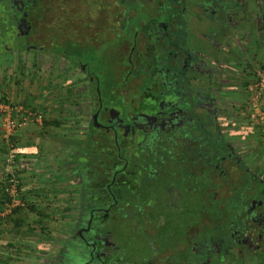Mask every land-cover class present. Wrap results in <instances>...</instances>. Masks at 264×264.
Instances as JSON below:
<instances>
[{
    "label": "flooded vegetation",
    "instance_id": "obj_1",
    "mask_svg": "<svg viewBox=\"0 0 264 264\" xmlns=\"http://www.w3.org/2000/svg\"><path fill=\"white\" fill-rule=\"evenodd\" d=\"M26 1L0 0V54L51 51L79 112L60 161L78 211L40 263L264 264L263 159L248 163L251 151L226 140L216 164L236 130L222 100L237 102L233 75L251 61L253 31L264 43V0H88L99 6L83 35L52 43L30 33ZM247 176L248 214L216 231L203 204Z\"/></svg>",
    "mask_w": 264,
    "mask_h": 264
},
{
    "label": "rangeland",
    "instance_id": "obj_2",
    "mask_svg": "<svg viewBox=\"0 0 264 264\" xmlns=\"http://www.w3.org/2000/svg\"><path fill=\"white\" fill-rule=\"evenodd\" d=\"M73 23L70 24V26L73 27ZM41 30H39L38 34L39 36L45 41L48 42H57V37H52L51 30H47L49 34L44 30L45 23L40 25ZM50 37L48 38V36ZM83 35V33H79V36ZM12 45V44H11ZM53 50L52 48H50ZM52 52H44V53H36V52H22L21 54H15L16 62L12 67H8L6 69H1L0 74L5 73V80L9 78V76L14 77L13 81H17L14 86L18 87V91H20V87L22 85L28 86L29 89H32V91L37 90V92L43 94V90L45 89H54L53 91L60 95V100L58 103H60L58 107H56L54 110L55 117L61 119V123L63 124L62 128L56 129L52 128L48 132V135L51 136L49 139H47L45 142L46 146H42V142H38L35 138L34 142L31 143L32 146L39 143L41 144V149L39 152L32 153L30 150L27 156H29V159L22 158L25 164H28V170L30 177L27 179V182H24L25 185H38L43 188L44 192H47L50 194L49 196H46L45 198H49L46 201V205L50 208V216L53 217L54 220H60V221H67L70 218H72L78 211L77 207L78 203L76 200L75 193L73 191V188L70 187V185H73V181L69 179L68 180H61L59 179V174L63 171H66L68 169L66 168V165H63L62 162H60L63 158L66 157V155L71 151L72 147V141L71 134L72 133V126H73V118L79 114L78 110L75 107V99L69 94V89H67V83L65 74H61L64 70V65L56 66L54 75L49 78L50 69L49 67L54 64V59L52 58ZM13 56L12 54H0V60L6 59L8 57ZM248 59V58H247ZM250 59V58H249ZM233 62V61H232ZM234 63V62H233ZM261 62H256L251 59L250 66H247L245 72H243L240 76L241 78H237L235 83L236 86H244L243 84L245 82H248V92H250V99H248L245 102H232L230 100H222V104L226 105V109L224 114L231 115L233 121L230 127L226 124L224 125V128L228 129H237L239 131H242V133L246 132L248 136L244 137L240 141L236 142V150L238 152H248L250 150H255L256 148L262 147V144L260 143L261 140H264V125L262 123V120L260 119V116H255V118L252 117V114L254 113L253 110V102H257L258 105L264 109V91L262 94H259V90L255 89V84L260 78V73L264 71V69H261ZM264 64V63H263ZM53 67V66H52ZM51 67V68H52ZM35 74V76H31V74ZM3 80L0 81L2 84ZM235 86V87H236ZM77 97V96H76ZM69 104V105H68ZM232 104V105H231ZM61 108V109H58ZM62 110V111H60ZM37 112V111H36ZM54 112H45V115L52 114ZM38 113V112H37ZM78 113V114H77ZM40 115V114H39ZM41 116V115H40ZM45 117V116H44ZM64 128V129H63ZM37 132V131H36ZM56 134H55V133ZM62 134H65L63 140ZM61 135V136H60ZM41 140H43L42 137H40ZM39 138V139H40ZM68 140L71 144H69ZM18 141V140H17ZM18 144V142H17ZM19 146V144H18ZM64 166V167H63ZM261 167L264 168V159L261 161ZM37 173V174H36ZM5 177V176H4ZM39 177V178H38ZM22 179V178H21ZM71 179L75 180L77 179L76 176L72 177ZM4 181V180H3ZM4 188H5V184ZM212 185V184H210ZM215 185L210 186L211 189L214 190ZM216 187V186H215ZM213 197V194H212ZM214 202L221 201V198L212 199ZM218 200V201H217ZM212 202L211 204H208V207L211 208L207 211H212L215 206V203ZM8 203V202H6ZM6 203L4 205H0V211H3ZM26 209V207H25ZM167 208L165 207L164 211ZM196 210V207H188L189 210ZM203 210V208H202ZM204 211V210H203ZM187 214V209L184 215ZM204 214L209 216L210 215L204 211ZM182 215V216H184ZM213 216V214H212ZM33 217L28 216L24 219L22 225L18 228L17 235L12 234V230H15V226L11 220L6 221V223L0 224V237L8 238V240H12L15 242H23V237L27 238L31 236L32 241H40L45 237V234H41L39 232H35L39 230V224H36L32 222ZM59 224H53V226L50 227V233L51 238L47 239V241L50 243V249L56 247V243L59 240H62L64 238L65 233L63 232V228L60 227ZM47 231V232H48ZM43 235L44 237H42ZM35 237V238H34ZM45 240V239H44ZM145 243V240L137 239L134 243L138 248H142L143 244ZM140 247V248H139ZM31 250V249H30ZM22 258L19 260L21 264H41V259L46 257V254H48L47 250H36L31 252H27L23 249L22 251ZM50 252V251H49ZM144 251L142 250L140 252V255Z\"/></svg>",
    "mask_w": 264,
    "mask_h": 264
},
{
    "label": "trees",
    "instance_id": "obj_3",
    "mask_svg": "<svg viewBox=\"0 0 264 264\" xmlns=\"http://www.w3.org/2000/svg\"><path fill=\"white\" fill-rule=\"evenodd\" d=\"M91 6L95 7V6H99V4L91 3L88 0H27L24 4V7L26 8V14L29 16V21H30V24L32 25L30 33L38 34L39 30H41L40 25L45 23V27L43 31L47 32L48 29L51 30L52 37H54V39L55 37H57V42H73V40L79 36L80 32L83 33L84 29H87L86 20H88V18L91 16L90 14L91 11L94 12L93 10L94 8H92ZM88 9H90V11H86ZM71 23L74 24L73 27L70 26ZM47 33L49 34V32ZM257 35L258 34L255 31H253V34L251 35L252 36L251 59L256 62H261L262 61L261 58L264 57V50L263 52H261L263 55L262 54L260 55L259 50L262 48V44L260 43L261 40L258 38ZM49 37L50 35L48 36V38ZM12 55L13 56L8 57L4 60H0V66L5 67L6 65L13 64L14 54ZM239 63L241 65H245L246 62L245 60L244 61L239 60ZM261 63H260L261 69H264V64L263 62ZM246 65L251 67V64L248 62L246 63ZM243 85L246 87V89L248 88V82H245ZM233 95L239 98L242 97L241 94L234 93ZM244 97L247 100L250 99V92L248 91L245 92ZM228 120L232 121V118ZM42 124L46 126L51 125V127L53 128L55 127L60 128V129L62 128L61 127L62 123L57 118L55 119L42 118ZM245 134L246 132L242 133V131H239L237 129L234 130L233 132H230L229 134H224V137L221 140V142H219L216 145V164H217V161L221 162L223 156L225 157L227 153L231 150L224 143V141L227 140V141L237 142L238 140L243 139L245 137ZM11 139L14 142L16 141L15 143H17V140L15 137ZM16 148H17L18 154L20 155L21 150L18 144L16 145ZM37 148L40 150L41 144H37ZM5 154H6V151H5ZM246 157H247L246 159L248 163H251L252 165L256 166L257 163L264 158V146L256 148L255 150L251 151L249 154L246 155ZM246 159L243 160L245 163L247 162ZM245 163H244V166H245ZM25 170L26 168H23L18 173V176L20 179L22 178V174L25 172ZM58 176H59V179L61 180L70 179L67 170L62 171ZM248 176L250 179L252 178V175L248 174ZM248 176H247L246 181H243L241 184L238 185L237 190H235L232 196H230L227 200L222 199L221 201L219 200V202H216V205L212 207L213 208L212 211H207L211 208H209L207 204H203L204 211L207 212L210 216H212V214H216V231L218 230L222 233H227L233 223H234V227L241 226L242 216L248 214V208L251 205V201H250L251 191L245 185L247 183V180H249ZM70 187L73 188L74 185H70ZM255 193L257 194V192H254V195ZM18 198L21 200L20 205L13 207L11 212L7 214V216L4 217L2 221H0V224H1V223H6V221L8 220H11L15 226V230H12L11 232L14 235H17L18 232H15V231H18V228L23 223V214H25L24 205L25 206L27 205L26 209H30L33 212L39 211L38 213L40 217L43 218V219L41 218L42 220L45 221L47 217L42 212V209L38 208L39 210H37V207L34 204L32 205L30 204V202L25 201L26 195H21V192H20ZM6 202H11V198L9 197L8 192L5 191L4 189L2 203H6ZM47 224L48 223L41 224V227L39 228V230L35 231L41 234H45V237L41 235L44 238L41 240V242L39 241L38 243L32 244V242H35V241H32L31 238L23 237V242H17L15 244L14 241L8 240V238H4L3 236L0 237V264H21L19 260H21L22 258L23 249L27 252H29L30 249L32 251L35 249L48 250L50 247V243L47 241V239L51 238V233L50 231H48L50 230V228H49V225ZM61 227L63 229H66L67 224H63ZM256 263L257 261L254 264Z\"/></svg>",
    "mask_w": 264,
    "mask_h": 264
},
{
    "label": "crops",
    "instance_id": "obj_4",
    "mask_svg": "<svg viewBox=\"0 0 264 264\" xmlns=\"http://www.w3.org/2000/svg\"><path fill=\"white\" fill-rule=\"evenodd\" d=\"M260 34H261V32L259 30L258 35H257L259 39L261 38ZM260 43L264 47V43L263 42H260ZM238 45H239V43H238ZM244 46H246V44H244ZM259 53H260V55L262 54L260 51H259ZM8 54L11 55V54H14V53L13 52H8ZM4 59H2V60H4ZM261 59H262L261 62L264 63V57H262ZM241 60L242 61L245 60V62H246V59L242 58ZM15 62H16V57H15V54H14V63L10 64V65H6L5 67L0 66V70L1 69H6L8 67H12L15 64ZM233 62L235 64V66H237V64H239L238 66H239V68H242L241 70H243V68L245 67V65H241L239 63V60H237L236 56H234V61ZM52 66L49 67V69H50V74L48 76L49 78H51L54 75V73H55L56 67L54 65H52ZM233 67H234V65L233 66L229 65V68L233 69ZM235 69H236V67H235ZM3 74H5V73L0 74V81L3 80L2 84L0 83V101H5V102L10 103L12 105H17V106L23 105V106L29 107L32 110L37 111L38 114H40L42 116V118H44V119H55L57 117V116L56 117L54 116L55 115L54 111L57 112V110H54V109L56 107L60 106L59 105L60 103H58V101L60 100V95L58 94V99H57V94L53 91L54 89H45L42 92L43 94H41V93L37 92V90L32 91V89H29L28 86L22 85L20 87V91H18V89H17L18 87L14 86V84H16V82H17V81H13L14 77L9 76V78L7 80H5V75H3ZM31 76L33 77V76H35V74L32 73ZM233 76H234L233 77L234 79L239 78V75L237 73H236V75H233ZM66 82H69V80L67 79ZM231 92L232 93H230V94H231V98L233 100H237V101L241 100V102H245V101H243L244 100L243 98H245L244 97L245 92H243L241 90L240 86H236V89H235L234 93L235 94H241L242 97H240V98L239 97H235V95H233L234 94L233 91H231ZM58 109H61V108H58ZM60 111H62V110H60ZM45 112H54V113L45 115ZM16 115H19V114H16ZM57 119L59 121H61V119H59V118H57ZM62 126H63V124H61V127ZM52 128L53 127H51V125H47L46 126V125L42 124V120H37V121L29 120V121H27L26 124L20 125L19 130L17 132V135L15 136L16 140H18L17 142H18L19 148L21 150L20 157L29 159V156H27V154L29 153L28 152L29 150L32 153L39 152V149L37 148V144H39V143L35 144L34 146L31 145V143L34 142L35 138H36V140L38 142H40V141L42 142V146H46V144H45V142H47L46 140L49 139V137H51L46 132H48ZM55 129H56V133H57V128L55 127ZM64 136H65V134H62V136H61L62 138H60V139L63 140ZM246 136H248L247 133L245 134V137ZM40 137H42L43 140H41ZM1 138H2V125H1V121H0V205L3 206L4 205V203H2L3 202V190H4V185H3L4 181H3V179H4V176H5L6 170H5V167L3 166L4 165L3 162H4V158H5L4 157L5 156V149H4L3 140ZM70 141H72V139ZM70 141L68 140L69 144H71ZM260 143H262V147H263L264 146V140H261ZM250 151H253V150H250ZM239 153H242V151L239 152ZM25 168H26V170L22 174L21 185H20L21 195H26V200L25 201L26 202L27 201L30 202V204H32V205L34 204L37 207V210L42 209V212L47 217H46V219L44 221V220H42L43 218L40 217V215L38 213L39 211L38 212L37 211L33 212L30 209H25L24 210L25 214H23V221L28 216H32L33 217L32 222H34L36 224H39V227H41V224H45V223H48L47 225H49V228L51 226H53L54 223L55 224H59L60 227H61L63 224H65V220H63V221L54 220L53 217L50 216V212H49L50 208L46 205L47 204L46 201L49 198H45V197L49 196L50 194H48L47 192H44V190H43V188H41V186L33 185V184H30V185H25L24 184V182H27V180H23V179L24 178L27 179L31 175V174H29L28 164H27V166ZM65 180H68V179H65ZM69 182L70 181L68 180V183ZM26 206L24 205V208ZM41 220H42V222H41ZM63 230H66V229H63ZM50 231H52V230H50ZM27 238H29V237H27ZM30 238H31V236H30ZM38 242L39 241H35V242H32V244L33 243H38ZM36 250H38V249H35L33 251H36ZM29 252H31V250H29Z\"/></svg>",
    "mask_w": 264,
    "mask_h": 264
},
{
    "label": "built area",
    "instance_id": "obj_5",
    "mask_svg": "<svg viewBox=\"0 0 264 264\" xmlns=\"http://www.w3.org/2000/svg\"><path fill=\"white\" fill-rule=\"evenodd\" d=\"M260 78L255 84V89L259 90V94L264 91V71L260 73ZM254 113L252 117L260 116L262 123L264 124V109H262L257 102H253ZM19 114V115H16ZM42 120L36 111L23 105H12L5 101H0V121L2 125V140L4 149L6 151L3 166L5 167V191L8 192L11 202L6 203L5 209L0 211V221L7 216L13 207L20 205L21 200L18 198L20 194L21 179L18 173L27 166L17 152L16 145L11 138L17 135L20 125L26 124L27 121Z\"/></svg>",
    "mask_w": 264,
    "mask_h": 264
}]
</instances>
